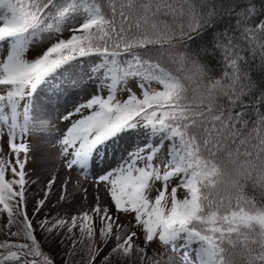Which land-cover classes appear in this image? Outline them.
Wrapping results in <instances>:
<instances>
[{"label": "snow or ice", "instance_id": "6c2138e0", "mask_svg": "<svg viewBox=\"0 0 264 264\" xmlns=\"http://www.w3.org/2000/svg\"><path fill=\"white\" fill-rule=\"evenodd\" d=\"M0 220V264H264V0H0Z\"/></svg>", "mask_w": 264, "mask_h": 264}, {"label": "rangeland", "instance_id": "374dc122", "mask_svg": "<svg viewBox=\"0 0 264 264\" xmlns=\"http://www.w3.org/2000/svg\"><path fill=\"white\" fill-rule=\"evenodd\" d=\"M33 144V155L35 157V163L33 164V166L37 169L43 168L46 166L47 156L49 155V151L51 150V148H49L46 144L36 143L35 141L33 142Z\"/></svg>", "mask_w": 264, "mask_h": 264}, {"label": "bare ground", "instance_id": "6f19581e", "mask_svg": "<svg viewBox=\"0 0 264 264\" xmlns=\"http://www.w3.org/2000/svg\"><path fill=\"white\" fill-rule=\"evenodd\" d=\"M54 153H55V149H52V148H51V150L49 151V155L54 154ZM49 155H48V156H49Z\"/></svg>", "mask_w": 264, "mask_h": 264}, {"label": "trees", "instance_id": "16d2710c", "mask_svg": "<svg viewBox=\"0 0 264 264\" xmlns=\"http://www.w3.org/2000/svg\"><path fill=\"white\" fill-rule=\"evenodd\" d=\"M3 224V220H0V225H2ZM4 237H3V234H0V239H3Z\"/></svg>", "mask_w": 264, "mask_h": 264}]
</instances>
